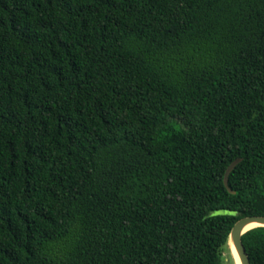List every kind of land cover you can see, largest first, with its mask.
I'll use <instances>...</instances> for the list:
<instances>
[{
	"label": "trees",
	"instance_id": "16d2710c",
	"mask_svg": "<svg viewBox=\"0 0 264 264\" xmlns=\"http://www.w3.org/2000/svg\"><path fill=\"white\" fill-rule=\"evenodd\" d=\"M250 215L264 0H0V264H235Z\"/></svg>",
	"mask_w": 264,
	"mask_h": 264
},
{
	"label": "water",
	"instance_id": "95a60500",
	"mask_svg": "<svg viewBox=\"0 0 264 264\" xmlns=\"http://www.w3.org/2000/svg\"><path fill=\"white\" fill-rule=\"evenodd\" d=\"M241 160V158H236L233 160L226 168L224 172L223 182L225 187L228 189L229 192H234L229 184H228V178L229 173L232 171L234 166ZM255 223L256 226H264V215L258 216V215H250V216H244L237 220L235 224L232 226L229 237H228V244L231 249V253L233 256V259L235 261V264H250L249 256L245 250V247L242 243V235L250 230L253 227H248L249 225ZM237 257V259H236ZM238 260V261H237Z\"/></svg>",
	"mask_w": 264,
	"mask_h": 264
},
{
	"label": "bare ground",
	"instance_id": "6f19581e",
	"mask_svg": "<svg viewBox=\"0 0 264 264\" xmlns=\"http://www.w3.org/2000/svg\"><path fill=\"white\" fill-rule=\"evenodd\" d=\"M256 224L255 223H253V224H251V225H249L248 227H253V226H255ZM236 259H237V257H236ZM238 261V260H237Z\"/></svg>",
	"mask_w": 264,
	"mask_h": 264
},
{
	"label": "rangeland",
	"instance_id": "374dc122",
	"mask_svg": "<svg viewBox=\"0 0 264 264\" xmlns=\"http://www.w3.org/2000/svg\"><path fill=\"white\" fill-rule=\"evenodd\" d=\"M227 264H230V263L227 262Z\"/></svg>",
	"mask_w": 264,
	"mask_h": 264
}]
</instances>
